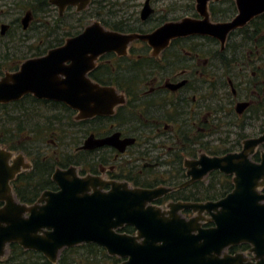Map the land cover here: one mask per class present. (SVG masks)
<instances>
[{
	"label": "flooded vegetation",
	"instance_id": "obj_1",
	"mask_svg": "<svg viewBox=\"0 0 264 264\" xmlns=\"http://www.w3.org/2000/svg\"><path fill=\"white\" fill-rule=\"evenodd\" d=\"M51 2L0 0V79L18 71L25 61L43 57L63 46L68 38L57 35L62 32L65 18L75 21L77 15L88 13L86 27L96 18L95 14H101L95 22L122 34H148L164 24L186 18L201 19L196 0H89L80 11L76 6L60 9ZM146 5L150 13L142 18ZM207 10L212 23L228 22L237 15L234 0H209ZM212 11L217 13V19ZM101 21L116 25L124 32L106 27ZM87 78L100 88L114 91L120 103L111 113L81 120L77 110L30 94L16 102L0 104L24 101L28 109L25 120L39 124L48 111L57 113L58 137L56 141L47 139L57 150L52 147L48 154L42 146V151L59 158L70 155L71 163L55 167L51 181L57 169L74 167L79 177L98 176L108 182H126L131 188L173 189L154 202L165 210L167 204L174 202L218 201L222 198L187 201L178 195H187L190 191L198 194L200 185L195 184H207L213 176H227L215 170L204 179L181 187L190 179L185 162L198 161L203 155L213 158L239 153L245 140L264 134V14L230 32L224 43L212 37L190 36L172 39L165 48L155 51L148 43L134 40L125 55L108 52L99 56ZM63 110H69L71 128L65 126L67 119L63 117ZM90 138L112 139L117 146L82 149ZM127 139L133 143L121 150V142ZM10 152L14 156L22 155L24 163L30 165L18 175L31 169L30 157L22 152ZM263 152L264 142L250 155V160L260 162ZM14 180L10 186L20 202L14 191ZM53 184L55 189L47 191H58ZM3 204L0 202V207ZM181 216L189 219L195 214L183 210ZM204 216L209 218L207 214ZM212 225L203 223L206 228ZM242 245L246 244L239 246ZM246 246L235 253L251 256L250 246Z\"/></svg>",
	"mask_w": 264,
	"mask_h": 264
},
{
	"label": "water",
	"instance_id": "obj_2",
	"mask_svg": "<svg viewBox=\"0 0 264 264\" xmlns=\"http://www.w3.org/2000/svg\"><path fill=\"white\" fill-rule=\"evenodd\" d=\"M208 1L196 0L200 20L186 18L148 34H122L93 22L63 46L5 74L0 79V104L30 94L77 110L81 120L109 114L120 103L114 91L87 78L99 56L108 52L125 55L134 40L148 43L155 51L172 39L190 36L212 37L224 43L230 32L264 14V0H234L237 15L228 22L212 23ZM88 2L51 3L60 9L76 6L80 11ZM148 10L146 5L142 18ZM263 142L264 134L245 140L239 153L186 161L190 179L181 187L219 170L232 177L233 190L218 201L174 202L166 205L167 210L154 202L173 189L131 188L126 182H108L98 176L79 177L74 167L54 172L52 181L58 191L44 192L34 205L22 204L14 197L10 182L30 165L24 163L22 155L14 156L0 145V202L4 203L0 207V263L11 244L40 253L50 264L57 263L64 249L94 244L108 256L123 259L121 264H264V152L258 163L249 158ZM132 143V139L121 142V150ZM105 145L117 146L112 139L90 138L82 149ZM106 187L109 189L104 190ZM183 210L195 216L185 219ZM202 222L213 225L206 228ZM124 226L132 227L135 234L120 233ZM241 244L250 246L251 256L228 253L230 247Z\"/></svg>",
	"mask_w": 264,
	"mask_h": 264
},
{
	"label": "trees",
	"instance_id": "obj_3",
	"mask_svg": "<svg viewBox=\"0 0 264 264\" xmlns=\"http://www.w3.org/2000/svg\"><path fill=\"white\" fill-rule=\"evenodd\" d=\"M216 14L212 11L214 18H216ZM99 15L101 14H95L94 17L98 18ZM89 18L88 13H82L76 16L75 21L67 20V18L63 19V29L57 37L66 39L80 34ZM100 20H102L101 16ZM257 21L253 22L254 26H256ZM101 22L106 27L124 32L116 25L108 24L107 21ZM67 23H71V25H66ZM125 32L127 31L125 30ZM23 103L24 101L13 105H0V144L10 151L22 152L30 157L31 169L18 175L13 182V186L18 200L21 203L31 205L42 192L55 189L51 181V175L55 167H66L67 164H70L71 157L70 155H66L64 158L48 156L42 151V145L46 143L48 137L54 135L58 137L59 119L55 110L48 111L46 117H42L44 121L39 124L36 121L25 120L28 117V109L24 107ZM68 113L69 110L62 111L63 117L67 119L65 126L71 128L72 122ZM26 136H29V139H26ZM198 184L200 185V188L197 189L198 194H193L194 192L190 191L187 195H178L187 201H190V198H194V201H201L223 198L232 190L230 177L224 175L213 176L209 183H197L195 186ZM119 232L131 235L135 233L130 226H124ZM246 247L248 246L230 247L228 253L234 254L238 249ZM121 262L122 260L117 257L108 256L105 250L99 246L81 244L74 248L62 250L56 264H121ZM0 264L50 263L40 253L23 250L17 244H11L8 247L6 259Z\"/></svg>",
	"mask_w": 264,
	"mask_h": 264
},
{
	"label": "rangeland",
	"instance_id": "obj_4",
	"mask_svg": "<svg viewBox=\"0 0 264 264\" xmlns=\"http://www.w3.org/2000/svg\"><path fill=\"white\" fill-rule=\"evenodd\" d=\"M95 21H97L96 18L90 20L89 24H90V23H93V22H95ZM55 136H56V135H54L53 137L47 138V139H48V140L56 141V137H55ZM42 146H44V147H43V148H44V151H46L48 154H51V151H50V150H52V147H54V149L57 150L56 146H55L53 143H51L50 141H46V143H45L44 145H42ZM26 160H27V162H29L28 159H26ZM4 260H5V259H4ZM121 260H122V259H121ZM122 261H123V260H122Z\"/></svg>",
	"mask_w": 264,
	"mask_h": 264
}]
</instances>
